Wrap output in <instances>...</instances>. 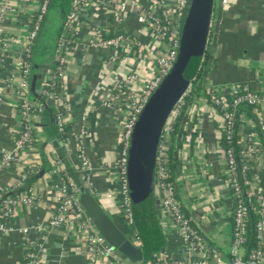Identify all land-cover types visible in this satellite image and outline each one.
I'll list each match as a JSON object with an SVG mask.
<instances>
[{
	"label": "crops",
	"instance_id": "1",
	"mask_svg": "<svg viewBox=\"0 0 264 264\" xmlns=\"http://www.w3.org/2000/svg\"><path fill=\"white\" fill-rule=\"evenodd\" d=\"M9 1L14 4L15 11L8 13L0 22V42L8 36L21 39L27 30L26 19L38 5V0ZM138 1L141 4L147 2ZM217 1L214 0L211 34L214 31ZM50 6H47L43 21ZM220 7L214 52H208L207 44V54L202 57L199 75L194 81L198 90L191 95L186 108L185 135L182 136L177 158L179 166L175 164V183L180 204L190 217L192 225L207 243L217 248L222 261H227L232 239L233 198L226 184L222 160L221 115L208 101L207 90L213 88L219 93L228 94L241 83H248L256 90H264V0H221ZM68 8H59L56 35L51 49L44 51L38 47L37 39L43 21L35 38L32 54L37 59V65L44 64V68L39 67L38 77L30 85L29 97L32 102L41 101V84L51 78L55 64L54 48ZM120 17V22L115 21L110 11L98 8L84 19L80 38L84 36L85 30L96 25L127 31L134 37L136 44L124 52L121 61L111 57L109 48L84 49L79 42L72 44L64 91L59 94L55 90L54 93L55 96L56 92L59 94L58 101L65 103L64 116L72 134L70 143L66 145L56 130L53 97L49 102L47 101L51 97L44 99L42 111L32 118L33 143L21 157L30 167L45 169L38 173L31 185L35 195L34 202L18 204L13 216L7 221L13 229L8 232L0 231V264H24L27 240L41 243V256L47 264H88L81 248L83 240L77 231L66 227H53L44 232L37 229V225L46 222L54 212L57 184L62 179L74 182L73 178L80 177L84 180L73 139L77 134L81 115H85V142L91 165L86 184L118 226L127 230L115 191L112 164L116 156L118 129L127 114L128 104L111 101L109 105H104L98 99L102 94L108 93L113 78H121L130 70H136L141 79L146 77L149 61L143 55L145 50L165 47V43L151 37L142 19L129 8ZM18 65L19 61L10 55L0 65V95L3 98L0 103V149L11 146V133L17 121L13 104L15 86H3L1 80L14 72ZM204 68L205 76L197 86ZM78 86L80 89L75 90ZM46 102L51 113L46 110ZM249 109L250 111L243 108L239 110L236 130L238 149H241L243 134L248 131H252L257 140H262L259 125L264 124V105ZM252 164L264 173L263 162L253 160ZM19 174L20 169L14 165L0 170V194ZM131 175L135 189L133 193L153 194L157 198L153 182L142 183L147 175L141 169L132 170ZM158 221L164 236L163 250L152 251L151 255L163 252L172 260L184 263L186 255L180 249L178 235L172 231L169 220L159 212ZM24 226L29 228L27 233L21 231Z\"/></svg>",
	"mask_w": 264,
	"mask_h": 264
},
{
	"label": "built area",
	"instance_id": "2",
	"mask_svg": "<svg viewBox=\"0 0 264 264\" xmlns=\"http://www.w3.org/2000/svg\"><path fill=\"white\" fill-rule=\"evenodd\" d=\"M49 0H38L34 12L28 16L27 30L21 39L13 36L5 37L0 42V65L9 55L19 61L14 72L2 78L3 86H15V102L17 121L11 133V146L0 149V170L14 165L20 169L18 178L0 194V231L12 230L7 221L13 216L18 204H32L35 199L32 186L20 192L12 191L20 186L23 178L30 171L39 170L30 167L22 159V153L30 149L33 143L32 118L40 114L43 102H32L29 84L30 65L27 58L31 55L37 33L45 16ZM186 0H147L145 4L138 0H71L65 14L63 25L54 48L55 64L51 78L41 84L43 99L53 97L57 132L67 144L71 141V130L65 119V103L58 101L59 94L64 91L67 78L68 55L72 44L79 42L84 49L109 48L111 57L118 61L124 58V52L136 44V40L127 31L112 29L106 25L88 28L80 38V30L84 19L98 8H105L115 21L120 22L121 13L126 9L137 14L143 21L149 35L165 47L147 48L144 57L149 61L147 76L142 78L136 70L126 72L121 78H113L108 93L98 99L104 105L111 101L126 102L127 114L122 119L116 142V156L112 164L113 182L118 196L121 214L125 219V234L135 244L140 245L141 236L133 223L130 195L127 178V152L130 136L144 103L157 87L162 78L172 67L179 47V14ZM15 11L9 0H0V22L8 13ZM196 76L192 78L180 93L162 125L154 156V188L159 200L160 212L167 217L172 231L178 235L181 251L186 255L184 263L172 260L163 252H156L145 258L140 264H264V173L252 164L253 160L264 163V124L259 125L262 140L254 138L253 132L243 134L241 149H236L235 140L239 106L264 105V90H256L248 83L236 85L228 94H222L213 88L207 90L208 101L215 106L221 115V136L227 143L222 147V160L225 165L226 184L233 198L231 209L232 239L228 248V259L222 261L217 248L206 242L202 234L192 225L180 204L170 179L168 168V148L176 116L185 105ZM55 90L59 92L55 96ZM3 98L0 95V103ZM59 102V103H58ZM85 115H81L75 141L76 155L83 173L85 183L88 182L91 165L87 155L85 138L87 127ZM78 187L69 179H62L57 184L54 194L55 208L46 222L37 225L40 231L53 227H66L77 231L83 240L82 252L88 264H133L119 256L115 250L104 243L103 236L90 223L77 202ZM253 209L258 218L254 223L256 246L246 252L245 244L248 235V216ZM29 228H21L27 233ZM24 264H47L42 256L40 242L27 240ZM56 264H62L58 262Z\"/></svg>",
	"mask_w": 264,
	"mask_h": 264
},
{
	"label": "water",
	"instance_id": "3",
	"mask_svg": "<svg viewBox=\"0 0 264 264\" xmlns=\"http://www.w3.org/2000/svg\"><path fill=\"white\" fill-rule=\"evenodd\" d=\"M217 3L214 31L211 34L214 0H186L179 14V47L176 58L170 70L148 96L138 114L130 136L127 166L133 170L141 169L147 178L152 176L156 145L168 112L186 85L192 82V78L200 70L207 44H209L208 52L210 54L214 52L221 0ZM39 67L44 68V64L30 68V85L36 81ZM205 73L206 68L202 70L197 86ZM76 89L79 90L80 86ZM49 101H52V97L47 102ZM47 102L46 110L51 113ZM185 122L186 119L180 124L175 138L177 167ZM73 180L78 187L77 202L84 214L103 236L104 243L111 246L119 256L128 259L133 264H140L145 259L143 242L151 251L163 250L164 236L158 221L159 200L153 194H130L133 223L143 240L142 244L135 245L112 219L108 210L102 207L84 180L80 177L73 178Z\"/></svg>",
	"mask_w": 264,
	"mask_h": 264
},
{
	"label": "trees",
	"instance_id": "4",
	"mask_svg": "<svg viewBox=\"0 0 264 264\" xmlns=\"http://www.w3.org/2000/svg\"><path fill=\"white\" fill-rule=\"evenodd\" d=\"M54 1L55 0H49L48 6H50ZM69 2H70V0H57V4L59 5V8H61L62 10L67 9L70 6ZM32 53H33V50H32ZM32 53L27 58V61H28L29 65H30V68L32 66H36L37 65V59L34 58V55ZM206 54H207V47H206L205 52H204V55H206ZM198 75H199V72H197L195 74V76H198ZM197 90L198 89L196 88L195 84L193 83L191 91H190L189 95L186 97L185 105H183L181 107L179 113L176 116V120L174 122L173 130H172L171 137H170V145H169V148H168V168H169V171H170V179L173 181V184H174V189H175V192H176V196H177V186H176V183H175V162H176V157H175V138H176V134L178 132V129L180 127V124L182 123V121L184 119H187L186 118L187 117L186 108H187V105L189 104L191 95L194 92H196ZM41 102H43V104H44V99L43 98L41 99ZM251 107H253V106L244 105V104L239 106L240 109H242V108L243 109H248V111H250L249 108H251ZM234 138L236 140V136ZM222 145L223 146L227 145V143L223 139H222ZM236 149H238V147H236ZM44 169H42V170H44ZM42 170L39 169V170L36 171V170L30 169V171H28V173L23 178L22 184L20 186L16 187L12 191V193L20 192V191L25 190L28 187H30L32 185L33 181L38 177V175H39L38 173H40ZM132 170L133 169L128 168V166H127V178H128L129 195L135 191L134 185L132 183V180H133V177L131 175ZM153 181H154V167H153V171H152V176L150 178H145L144 180H142V183L144 184V183H149V182H153ZM257 218H258V214L253 209H251L250 212H249V216H248V235H247V241H246V244H245L246 252H249L252 248H254L256 246V239H255V233H254V223L257 220ZM143 248H144L145 257L146 258H150L152 256L151 255L152 251L145 244V242H143Z\"/></svg>",
	"mask_w": 264,
	"mask_h": 264
},
{
	"label": "rangeland",
	"instance_id": "5",
	"mask_svg": "<svg viewBox=\"0 0 264 264\" xmlns=\"http://www.w3.org/2000/svg\"><path fill=\"white\" fill-rule=\"evenodd\" d=\"M59 13L60 10L57 5V0H55L48 8L46 18L43 21L37 39L38 47L44 51H46V49H51L53 46Z\"/></svg>",
	"mask_w": 264,
	"mask_h": 264
}]
</instances>
